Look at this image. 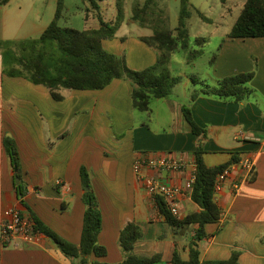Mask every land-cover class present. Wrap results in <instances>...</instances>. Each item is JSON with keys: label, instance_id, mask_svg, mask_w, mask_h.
Listing matches in <instances>:
<instances>
[{"label": "crops", "instance_id": "0c3cea01", "mask_svg": "<svg viewBox=\"0 0 264 264\" xmlns=\"http://www.w3.org/2000/svg\"><path fill=\"white\" fill-rule=\"evenodd\" d=\"M13 2L0 5V30L17 33L7 39L29 38L30 34L18 33L31 28L41 35L53 21L44 26H29L24 17L27 0H20L15 7ZM102 3L105 10L109 7L112 10L115 5L114 18L109 22L114 21L118 14L117 0H103L99 6ZM95 11L87 13L86 20L94 26L86 29L99 27L96 19L100 18ZM130 16L132 13L127 15ZM136 26L142 29L138 38L153 35L150 27ZM121 38L127 40L126 36ZM138 41L141 45L138 51L136 46L133 48L134 64L129 66L142 70L155 63L157 55L147 49L146 43ZM214 61L213 75L209 74L214 82L255 70L250 82L255 90L252 96L236 102L212 96H199L192 101L190 94L187 100L174 101L171 95L158 100L167 104L174 117L171 114L168 118L161 117L152 104L147 117L139 115L137 120L132 107L133 88L126 78L114 80L103 90H63L64 100L55 101L48 89L33 91L22 78H16L12 85L26 90H4L2 82L6 77L2 75L0 58V235L5 210L16 208L29 218L34 213L60 237L78 245L87 209L83 196L88 191L81 178V169L85 167L102 212L98 240L108 252L100 260L110 263L124 260L119 238L129 222H135L143 230L134 253L160 254L162 259L155 264H174L172 258L177 249L187 259L196 226L176 231L169 226L133 171L140 153L168 152L182 158L185 170L164 171L160 177L165 183L181 188L178 201L181 218L201 210L191 198L190 183L201 139L192 133L184 118L185 105L192 110L197 124L207 129L202 139L206 165H223L234 156L238 159L222 190L215 193L222 217L218 223L206 226L208 237L199 242L201 260L204 263L228 260L233 251H238V264H264V37L227 36ZM5 137H11L18 149L27 205L22 204L16 190L17 170L5 148ZM246 158L255 162L251 174L240 164ZM236 183L240 184L237 191ZM95 259L90 257V261ZM0 264H73V261L44 235L38 244L19 248L5 247L0 240Z\"/></svg>", "mask_w": 264, "mask_h": 264}, {"label": "trees", "instance_id": "16d2710c", "mask_svg": "<svg viewBox=\"0 0 264 264\" xmlns=\"http://www.w3.org/2000/svg\"><path fill=\"white\" fill-rule=\"evenodd\" d=\"M94 9L98 2L90 0ZM10 0H0V5H7ZM155 0H146L143 5L133 7L130 20L141 27H150L153 35L139 37L150 48L157 52L156 62L142 70L132 69L124 56L120 57L106 50L105 40L116 38L118 30L125 22L123 0H118V14L114 21H100L98 28L79 30L60 25L64 12L63 0H58L55 18L39 37L23 39H0V58L2 74L11 78H22L28 82L43 86L49 90L55 101L64 100L63 90H103L114 80L129 79L132 84V105L135 110L150 113L152 99H163L171 96L182 77L174 76L170 70L173 54L181 47L188 49L189 32L188 19L191 16L189 0H181L179 24L176 34L152 21V5ZM202 16V15H201ZM203 17V16H202ZM229 38H261L264 37V0H247L241 14L234 23ZM206 39L201 37L197 43L203 44ZM199 51L191 53L187 62L191 63ZM255 77V70L239 73L217 80L215 86L204 84V88L195 90L192 101L199 96H212L223 100L243 102L255 92L247 86ZM194 84L203 83L196 75L191 77ZM185 120L190 125L193 134L201 140L195 151L196 173L192 186L191 198L201 208L199 212L190 213L184 218L175 216L163 197H156L155 203L166 223L175 231L196 226L194 236L189 245V256L184 259L176 249L172 258L174 264H238L240 252L233 251L228 260L202 262L199 242L208 237L206 226L218 223L222 210L215 200V183L218 175L238 162L234 156L228 163L209 167L204 161L203 140L207 129L199 126L194 119L189 106L182 107ZM4 145L17 171L14 182L18 194L25 203L26 183L21 176L19 153L14 140L5 137ZM84 188L90 191L83 196L86 204L83 230L78 245L70 243L42 223L34 213L31 220L36 231L48 237L56 247L73 261V264H155L160 262V254L152 256L134 253L136 242L143 236L142 228L135 222H129L121 231L119 242L125 254L121 262L110 263L100 260L107 255V248L99 243L98 237L102 231V212L98 198L91 187V179L85 167L81 169ZM96 259L90 261V257Z\"/></svg>", "mask_w": 264, "mask_h": 264}, {"label": "rangeland", "instance_id": "374dc122", "mask_svg": "<svg viewBox=\"0 0 264 264\" xmlns=\"http://www.w3.org/2000/svg\"><path fill=\"white\" fill-rule=\"evenodd\" d=\"M145 1L146 0H123L125 22L122 26L123 28L119 30L116 35V38L119 37L120 39L117 38L118 40H114V38L106 40L108 42V46L103 42V46L106 50L116 54L117 56H124L128 65L132 63L134 64L133 48L135 46L136 48L140 47L141 43L138 41V36L142 32V29L139 26H136L138 23L132 24L135 22L131 20V23H129V20L133 16V7L138 4L143 5ZM155 1L157 2V5H152V21L155 22V25L159 24L166 29L172 30L174 34H176V28L178 27L180 18L181 0ZM246 1L247 0H189V10L191 12L187 26L189 32V47L188 49L180 47L173 54L172 62L170 64L172 75L182 77V82L174 89L172 94L173 96H171L172 100H187L189 94L192 95L195 90L204 88V84L209 86H215L217 84L209 77V74L213 75V67L215 63L214 58H216L220 44L224 42L234 23L240 16ZM57 2L58 0H27L24 5V17L26 16L27 25L33 26L35 24L44 26L53 20L55 18ZM101 2H98V5L101 4ZM19 3L20 0H14L12 7L17 6ZM63 3L64 12L60 20L61 26L73 27L79 30H85L90 26H94L92 22L86 20L87 13H91L94 10H96L95 12L100 18V21L103 20L105 22H109V20L113 19V16L115 15V5L112 10L110 7L105 10L103 3L98 9H94L90 0H63ZM131 13L132 16L128 18L127 15ZM1 15L2 12H0V16ZM100 21H97L96 19V22L98 23L97 25L99 26ZM35 31L36 29L31 28L28 31H22L18 34L20 36H27L26 34H30L28 35L30 37H39L40 34ZM13 33H3L0 30V38L7 39L17 34ZM123 36H126L127 40L121 38ZM201 37L206 39V42L203 44L197 43V39ZM146 47L149 51H151V53L157 54L156 50L153 48H150L149 46ZM196 51L202 52L198 53V55L193 58L191 63H188V57L191 53H196ZM193 75L198 76L203 83L194 84L191 80ZM5 77L6 80L2 82L4 90H15L19 92L26 90L25 87L12 85V81H16V78L8 76ZM26 83L30 85L33 91H44L46 89L43 86L34 85L27 80ZM185 83H189L188 86H186ZM247 86L251 88L250 83H248ZM152 104L155 113L161 117L168 118L170 114L174 117V113L169 111L167 104H165L163 100L154 98L152 99ZM139 115L147 117L146 112L136 110L137 120L139 119Z\"/></svg>", "mask_w": 264, "mask_h": 264}, {"label": "built area", "instance_id": "2783aa9c", "mask_svg": "<svg viewBox=\"0 0 264 264\" xmlns=\"http://www.w3.org/2000/svg\"><path fill=\"white\" fill-rule=\"evenodd\" d=\"M242 167L251 174L255 168V162L251 158H246L241 163ZM186 163L182 158L173 156L171 153H140L133 164V171L137 179L142 183L145 190L155 200L156 197H163L171 212L181 218L178 201L181 195V188L165 183L160 173L177 172L185 170ZM153 171L154 174H147L145 171ZM232 166L218 175L215 183V193L222 190L223 185L231 174ZM196 168L191 177V186L195 181ZM240 184L236 183L234 189L237 191ZM44 234L36 231L35 223L31 218L26 217L16 208H8L4 212V219L1 223L0 240L5 247L19 248L26 245L38 244Z\"/></svg>", "mask_w": 264, "mask_h": 264}, {"label": "water", "instance_id": "95a60500", "mask_svg": "<svg viewBox=\"0 0 264 264\" xmlns=\"http://www.w3.org/2000/svg\"><path fill=\"white\" fill-rule=\"evenodd\" d=\"M16 170H17V168H16ZM86 190H87V191H89V190H90V188H89V187H87V188H86Z\"/></svg>", "mask_w": 264, "mask_h": 264}]
</instances>
